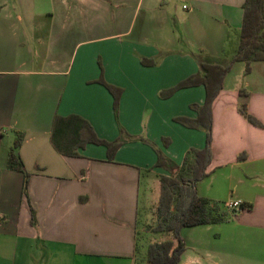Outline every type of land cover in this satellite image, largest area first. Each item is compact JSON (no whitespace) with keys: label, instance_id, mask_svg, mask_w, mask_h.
<instances>
[{"label":"crops","instance_id":"obj_1","mask_svg":"<svg viewBox=\"0 0 264 264\" xmlns=\"http://www.w3.org/2000/svg\"><path fill=\"white\" fill-rule=\"evenodd\" d=\"M245 1L0 0V264H142L150 186L168 173L141 137L179 166L205 147L204 131L175 122L197 117L190 106L203 105L204 87L165 93L201 62L236 55ZM101 79L123 91L117 117ZM240 105L264 126V62L247 75L237 62L226 75L212 106V161L197 184L203 198L251 208L182 229L180 264H264V127ZM57 119L69 121L56 142L74 156L53 144ZM18 132L26 195L24 174L8 169ZM93 134L122 139L113 161L104 146H82Z\"/></svg>","mask_w":264,"mask_h":264},{"label":"trees","instance_id":"obj_2","mask_svg":"<svg viewBox=\"0 0 264 264\" xmlns=\"http://www.w3.org/2000/svg\"><path fill=\"white\" fill-rule=\"evenodd\" d=\"M237 62L245 64L246 75L251 72L253 63L264 62V0L245 1L239 47L236 55L227 64L221 65L203 61L195 75L185 79L165 93V95H171L185 88L204 87L206 98L203 105L193 104L190 106L197 117L195 119L179 117L175 119V122L189 129L204 131L206 134L205 147L201 150L191 149L185 156L183 164L179 166L164 155L154 143L145 137H141L140 142L155 151L157 155L156 167L164 169L168 173V176H159V179L150 186V199L143 221V228L147 236L144 239L145 256L142 264H180L181 257L186 250L185 241L180 235L182 229L227 223L235 215V211H230L225 207L226 203L211 201L199 196L197 184L208 176L207 169L212 161V106L223 89L226 75ZM99 82L113 96L114 114L117 117L123 94L122 89L110 85L102 79ZM239 113L251 125L259 128L264 127L248 113L246 105H240ZM69 120L57 119L55 121L52 140L60 153L66 156H74V153L65 152L56 142L58 131L63 127L62 121L68 122ZM71 131L72 129L67 130L66 128V136ZM120 134V136L125 134L121 127ZM23 141L24 133L18 132L9 153L8 169L24 174L23 194L26 195L29 174L24 170L19 153ZM163 142L167 145L168 141L163 139ZM87 143L104 146L107 149L109 161H113L115 153L123 144L121 138L107 142L98 139L95 134L88 142L83 141L82 146ZM243 157L244 155H241L239 159ZM241 208L249 209L251 205L245 204ZM34 219L33 214L32 224L35 223Z\"/></svg>","mask_w":264,"mask_h":264},{"label":"rangeland","instance_id":"obj_3","mask_svg":"<svg viewBox=\"0 0 264 264\" xmlns=\"http://www.w3.org/2000/svg\"><path fill=\"white\" fill-rule=\"evenodd\" d=\"M180 7V6H179ZM181 9V7H180ZM174 26V25H173ZM176 31L178 30L179 33H181L182 31V26H179L178 23L176 24L175 23V28H174ZM237 37V36H236ZM233 38V37H232ZM239 44V40L238 38H236V41H235V37H234V41H232V47L233 45L235 44ZM225 196H228V198H230L232 200V193H231V190L228 188L227 191H226V195ZM228 200V199H227ZM229 201V200H228ZM217 202H221V201H217ZM223 203V202H222Z\"/></svg>","mask_w":264,"mask_h":264},{"label":"built area","instance_id":"obj_4","mask_svg":"<svg viewBox=\"0 0 264 264\" xmlns=\"http://www.w3.org/2000/svg\"><path fill=\"white\" fill-rule=\"evenodd\" d=\"M241 206H242V202L240 201H235L225 204V207L229 210L239 209L241 208Z\"/></svg>","mask_w":264,"mask_h":264}]
</instances>
